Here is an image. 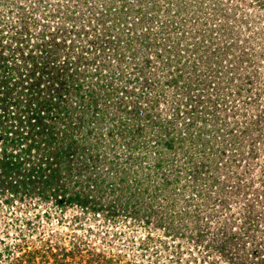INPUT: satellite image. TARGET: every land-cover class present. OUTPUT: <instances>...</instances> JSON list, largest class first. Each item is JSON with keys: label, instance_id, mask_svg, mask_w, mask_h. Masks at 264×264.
<instances>
[{"label": "rangeland", "instance_id": "1", "mask_svg": "<svg viewBox=\"0 0 264 264\" xmlns=\"http://www.w3.org/2000/svg\"><path fill=\"white\" fill-rule=\"evenodd\" d=\"M0 264H264V0H0Z\"/></svg>", "mask_w": 264, "mask_h": 264}, {"label": "trees", "instance_id": "2", "mask_svg": "<svg viewBox=\"0 0 264 264\" xmlns=\"http://www.w3.org/2000/svg\"><path fill=\"white\" fill-rule=\"evenodd\" d=\"M134 149V148H133ZM5 152H6V150H3V153L5 154ZM9 157H10V159H12L13 158V156H12V154H9L8 155ZM20 162H16V164H19ZM10 166V165H9ZM120 173H121V175H123V174H126V172H125V170L122 168L121 169V171H120ZM133 174H132V176H131V181H135V182H139V178H138V174L135 172V171H133L132 172ZM94 179V178H93ZM120 180L121 181H125V183H126V178L125 177H120ZM94 181H96L95 179H94ZM94 183H96V182H94ZM138 184H140V183H138ZM138 184H137V187H138ZM91 185V184H90ZM17 187V186H16ZM126 186H124V188H125ZM136 187V188H137ZM13 188V187H12ZM122 190H123V186H119V191H118V194L120 195V193L122 192ZM75 205H79L80 206V208H82V209H85V210H87V209H89V207L90 206H88L91 202L88 200V198L87 197H83V196H80V195H77L75 198ZM55 202L57 203V204H60V205H62V206H64L66 203H72L73 201H72V199H69V198H64V197H60V198H56L55 199ZM94 204V203H93ZM97 209H99V208H97ZM110 211V213L112 212L111 210H109ZM121 211H124V209H122Z\"/></svg>", "mask_w": 264, "mask_h": 264}]
</instances>
